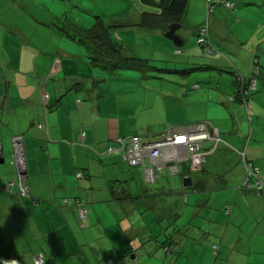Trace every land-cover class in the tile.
Masks as SVG:
<instances>
[{
    "label": "crops",
    "instance_id": "obj_1",
    "mask_svg": "<svg viewBox=\"0 0 264 264\" xmlns=\"http://www.w3.org/2000/svg\"><path fill=\"white\" fill-rule=\"evenodd\" d=\"M141 1L152 6L138 14L137 25L142 12L160 13L161 4L170 0ZM93 5L88 14L95 12ZM99 17L95 15L93 23ZM60 22V14L48 17L27 9L26 0L0 8V264H33L40 254L43 264H131L129 258L142 254V238L150 240V258L163 245L165 264H204L205 244L218 245V256L210 264H264V191L238 187L243 173L240 150L259 168L264 182V79H258L261 85L250 91L247 104L227 98L222 116L215 115V108L203 117L187 115V103L199 108L210 103L204 94H195L202 88H193L190 77L176 93L160 94L165 111L185 109L184 117L171 116L164 123L181 128L204 120L220 129L228 126L224 136L239 150L228 149L222 165L214 154L198 169L187 159L181 161V181L166 176L171 184L149 189L141 167L129 165L121 152H105L119 136L151 138L166 129L163 125L160 131H140L130 119L143 94V75L122 70L138 67L109 69L92 61L74 28L68 30ZM173 22L179 23L176 34L182 44L188 34L198 32L195 27L183 31L182 17ZM220 24L215 21L214 29ZM105 25L124 56L146 60V53L123 49L120 31ZM141 29L160 37L168 26ZM232 83L220 92L232 94ZM18 136L27 195L19 193V170L12 162ZM184 176L191 177V185H183ZM8 181L15 182L9 189ZM215 196L219 201L211 202ZM64 198L72 203H63ZM79 206L86 210L84 218Z\"/></svg>",
    "mask_w": 264,
    "mask_h": 264
},
{
    "label": "rangeland",
    "instance_id": "obj_2",
    "mask_svg": "<svg viewBox=\"0 0 264 264\" xmlns=\"http://www.w3.org/2000/svg\"><path fill=\"white\" fill-rule=\"evenodd\" d=\"M12 1L14 0H0V8H5ZM228 1L233 5L229 6L222 1L215 2V0L211 3H207L206 0H189L186 11L181 15L183 31L193 27L199 30L203 25L206 27L205 31L200 34L199 32L188 34L185 43L181 46H176L171 39L169 40L165 36L157 37L142 31V26L134 24V21L138 19V14L141 11L149 10L152 6L141 0H79V2L77 0H26V7L34 12L43 11L48 17L52 13L60 14V23L66 24L70 28L68 30H72L75 25L81 27L88 25L89 27L93 23L95 15H100L99 18L103 23L110 24L111 28L115 27L120 31L119 36L122 39L120 41L123 43V49L129 48L132 51L139 50L141 54L146 53V60L136 71L135 69L122 70L143 75L139 81L143 94L136 110L130 114V119L137 122L140 131L143 128L148 130L150 127L151 132H155L162 130L163 125H166L165 128L172 126L169 123H164L171 116L174 119H181L185 116V109L180 107L173 113V111H165L159 103L162 100L160 94L176 93L179 88L183 87L185 79L188 77L191 82H195L192 85L193 88H202L195 94L197 96L204 94L205 99L208 97L210 102H207L209 103L207 105H205L206 102L202 103V108L192 107L187 103L186 113L188 116L198 114L200 115L198 117H203L207 113L211 114L210 112H213L214 108L216 109L214 110L215 115L222 116L226 110L225 101L227 98L232 99L231 97L237 90L236 83L239 75L245 76V78L254 76L256 85L258 88L260 87L261 83L258 79H264V41L262 42L264 38V0ZM78 3H80L81 9ZM92 4H95L93 5L95 12L88 14ZM214 15H216L215 19H213ZM217 20L221 24L214 29V23ZM199 39H204L206 43L200 44ZM258 45H262V47L259 52H256ZM176 47L181 50L176 51ZM233 80L235 84L232 94L220 92V88L229 90ZM192 86L191 90H193ZM218 96L221 97V100H218ZM176 105L178 104L176 103ZM191 107L194 109L190 110ZM218 120L222 119L217 118L216 122ZM209 123L211 128L219 130V141L212 148L205 146V157L214 154V158L218 160L217 165H222L223 156L228 154V149L236 151L239 149L235 148L236 144L234 145L224 136V133L228 132V126L220 129L217 124H212L210 121ZM241 151L243 150L238 151L239 155ZM224 164L227 163L224 162ZM162 174L163 176L155 178L152 182H146L143 179H140V182H146L145 184L150 189L161 184H171L166 176H169L170 180L181 181L179 172L172 175ZM212 201L216 203L219 198L215 196L211 199ZM206 211H210V208H207ZM146 221L150 224V219ZM172 230L174 229L172 228ZM146 239H140L141 256L139 255L135 259L129 258L130 263L165 264L162 259L166 256L163 245L162 247L158 246V254L150 258V240ZM213 245L211 247L210 244L203 245L207 249L204 264H210L212 258H215L212 253Z\"/></svg>",
    "mask_w": 264,
    "mask_h": 264
},
{
    "label": "built area",
    "instance_id": "obj_3",
    "mask_svg": "<svg viewBox=\"0 0 264 264\" xmlns=\"http://www.w3.org/2000/svg\"><path fill=\"white\" fill-rule=\"evenodd\" d=\"M213 0H206L211 3ZM224 2L226 5L232 6L228 0H215V2ZM213 2V3H215ZM211 6V4H210ZM205 25L198 30L199 34L205 31ZM200 44H205L204 39H199ZM180 51V48H176ZM238 80L241 81V91L243 95L250 88L255 86V77L249 82V87H243L244 78L239 75ZM45 96V95H44ZM211 124L205 121L191 123L185 127L169 126L160 135L151 138H145L141 134H131L129 136H119L116 138V145H108L105 152H121L123 159L131 166L142 168V175L146 182H152L157 177V173L166 171L168 175H172L179 171L178 164L181 161L189 160L192 168L198 169L205 160L206 143H210V147L219 141V130L211 128ZM83 135V133L81 134ZM1 148V144H0ZM241 160L244 167V172L240 180V186L251 187L257 192L264 191V182L259 175V168L245 158L244 151L240 152ZM12 162L18 167L17 186L20 194L27 195L28 189L23 183L24 174V158L20 136L14 140V151L12 153ZM81 174V173H80ZM15 184L14 181H8L5 188L9 189ZM74 204H78V200H73ZM63 203H72L70 199L64 198ZM226 212L231 210L230 204L225 205ZM79 215L84 218L86 215L85 208L78 207ZM213 254L218 253V245L212 246ZM45 257L43 255H35L33 264H43ZM108 264H112L108 260Z\"/></svg>",
    "mask_w": 264,
    "mask_h": 264
},
{
    "label": "trees",
    "instance_id": "obj_4",
    "mask_svg": "<svg viewBox=\"0 0 264 264\" xmlns=\"http://www.w3.org/2000/svg\"><path fill=\"white\" fill-rule=\"evenodd\" d=\"M186 4L187 0H170L168 3H162V9L160 13L142 12L138 24L149 29H166L169 23L173 21H179L182 13L185 10ZM74 32L78 39L85 43L90 49V52L92 53V61L97 60L101 66L107 67L109 69H117L131 66L140 67L142 65L141 59L123 55L121 48L115 45V43L110 39L108 27L102 23L101 20H96L89 28L75 26ZM253 77L254 76L245 78V76H243V87L248 88V84L252 81ZM245 79H247V81ZM236 86L237 90L231 98H238L240 102L247 104L248 98L250 97L249 93L250 91L255 90L256 83L253 88L248 90L245 96L241 91V81L238 79ZM242 175L239 179L238 187L246 188V186L239 185ZM214 255L218 256V253Z\"/></svg>",
    "mask_w": 264,
    "mask_h": 264
},
{
    "label": "water",
    "instance_id": "obj_5",
    "mask_svg": "<svg viewBox=\"0 0 264 264\" xmlns=\"http://www.w3.org/2000/svg\"><path fill=\"white\" fill-rule=\"evenodd\" d=\"M178 27H179V23H177V22H171L168 25V29L166 30V32L164 33V35L167 38L171 39L174 44L181 45L182 44V40L176 34V29ZM0 155H1L0 162H3L4 161V157H3V154H2V148H0ZM182 183L185 186L191 185V183H192L191 177L190 176H184L183 179H182Z\"/></svg>",
    "mask_w": 264,
    "mask_h": 264
}]
</instances>
